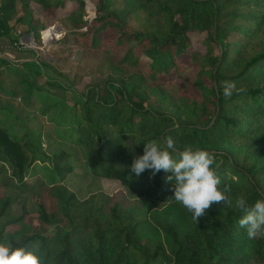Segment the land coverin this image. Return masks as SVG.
<instances>
[{"label": "trees", "instance_id": "trees-1", "mask_svg": "<svg viewBox=\"0 0 264 264\" xmlns=\"http://www.w3.org/2000/svg\"><path fill=\"white\" fill-rule=\"evenodd\" d=\"M90 1L97 12L86 18V0H0V36L20 28L40 46L53 20L65 28L41 61L0 62L18 77L30 68L18 83L28 102L49 98L45 84L73 91L63 135L92 176L129 195L77 198L64 183L77 159L47 155L34 131L15 139L5 120L20 116L0 104V189L14 193L0 191V243L44 264H264V237L247 236L236 208L240 197L264 199V0ZM226 81L244 91L226 97ZM169 137L174 158L186 147L214 154L230 204L212 203L196 223L175 201L170 172H131L144 144ZM36 161L52 181H27Z\"/></svg>", "mask_w": 264, "mask_h": 264}, {"label": "rangeland", "instance_id": "rangeland-1", "mask_svg": "<svg viewBox=\"0 0 264 264\" xmlns=\"http://www.w3.org/2000/svg\"><path fill=\"white\" fill-rule=\"evenodd\" d=\"M71 7L72 4H67L65 9L57 11V15L64 13ZM85 7L87 12L86 18L95 16L94 14L97 11L94 6V1L86 0ZM38 12L39 7L34 5V13L36 14ZM56 24H60L62 29L60 32L54 27ZM51 28L58 32L53 41L51 38L47 40L44 36L45 32L50 31ZM64 31L65 28L62 24L57 20H53L52 25L40 31L42 43L38 46L34 41L32 32L25 33L20 28L12 29L8 35L0 36V58L4 57L10 62L17 64L18 68L23 67L21 63L25 60L41 61L43 56H47L48 49L56 45L58 37ZM9 69L6 64L0 62V81H2V85L0 83V104L6 105L10 111L16 112L20 116V120L18 121L15 120L13 113L9 115L5 114V116L7 115L5 125H12V128L9 129L11 135L15 139H18L27 131L31 137V132L34 131V134H40L37 142L47 155L57 154L62 150L69 151L77 159L79 164L67 176L64 183L76 193L77 198L84 199L94 192H103L104 195L111 196L119 190L129 195L127 190L117 180L92 176L87 163L81 161V158L83 159L81 150L77 145L70 143L66 139V136L63 135V126L68 121V118H66L65 122L64 113L74 102L73 91H64L61 88L43 84L44 94H48L49 98L45 100L35 98L28 102L27 96L29 92L25 90V85H19L18 83L20 79L25 78L27 75L29 76L30 68L24 67V73L20 77L11 75L10 71L8 72ZM44 75L58 80L61 79L50 70H44ZM6 92L15 94H7ZM54 101H56L55 106L46 110L49 107L48 104ZM28 140L29 137L25 139L27 143ZM50 171V166L46 161H36L30 169L27 181L38 182L40 179L46 182L52 181ZM1 190H4L9 195L14 194L9 189ZM17 208L18 205L15 209Z\"/></svg>", "mask_w": 264, "mask_h": 264}, {"label": "clouds", "instance_id": "clouds-1", "mask_svg": "<svg viewBox=\"0 0 264 264\" xmlns=\"http://www.w3.org/2000/svg\"><path fill=\"white\" fill-rule=\"evenodd\" d=\"M233 91L239 93L243 88H237L236 82L226 81L224 95L230 97ZM171 150V151H170ZM175 144L169 137L161 147L156 141L144 144L143 155L135 158L131 164V172L136 176L146 169L153 174L164 170L170 172L167 177L174 181V199L184 206L197 221L205 215L212 203L230 204L231 188L225 186L220 189L221 178L216 169L214 154L201 149L193 150L186 147L176 152L173 157ZM236 208L243 213L239 225L246 230L249 238L264 237V199H257L253 204L240 197L236 201ZM0 264H44L43 259L35 252L25 247H12L7 243H0Z\"/></svg>", "mask_w": 264, "mask_h": 264}, {"label": "bare ground", "instance_id": "bare-ground-1", "mask_svg": "<svg viewBox=\"0 0 264 264\" xmlns=\"http://www.w3.org/2000/svg\"><path fill=\"white\" fill-rule=\"evenodd\" d=\"M57 32L54 29H50V31H46L44 36L47 40H49L51 38V40L56 36ZM45 39V40H46Z\"/></svg>", "mask_w": 264, "mask_h": 264}, {"label": "water", "instance_id": "water-1", "mask_svg": "<svg viewBox=\"0 0 264 264\" xmlns=\"http://www.w3.org/2000/svg\"><path fill=\"white\" fill-rule=\"evenodd\" d=\"M94 15H96V12H95V14ZM54 27H56L57 28V31H61L62 29H61V26H60V24H56V25H54ZM53 27V28H54ZM53 28H51V29H53ZM57 34H58V32H57ZM54 40V38L52 39V41ZM219 49L221 50V46L219 45ZM221 56V55H220ZM220 58L221 57H219V60H218V62L217 63H219L220 62ZM214 74H215V71H214ZM216 83V80L214 79V84ZM215 118V117H214ZM214 118L212 119V121H211V123L213 122V120H214Z\"/></svg>", "mask_w": 264, "mask_h": 264}]
</instances>
